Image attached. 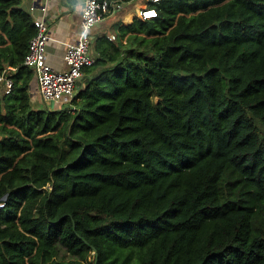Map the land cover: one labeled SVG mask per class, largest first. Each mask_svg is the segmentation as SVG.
Returning <instances> with one entry per match:
<instances>
[{"label":"trees","instance_id":"16d2710c","mask_svg":"<svg viewBox=\"0 0 264 264\" xmlns=\"http://www.w3.org/2000/svg\"><path fill=\"white\" fill-rule=\"evenodd\" d=\"M24 1L0 0V264H264V0H149L40 110Z\"/></svg>","mask_w":264,"mask_h":264},{"label":"built area","instance_id":"2783aa9c","mask_svg":"<svg viewBox=\"0 0 264 264\" xmlns=\"http://www.w3.org/2000/svg\"><path fill=\"white\" fill-rule=\"evenodd\" d=\"M30 9L32 11L41 9L44 12L42 16L34 20L37 32L30 40L24 59L25 64L35 71L37 77L38 85L32 92L47 102L71 105L77 92L85 85V68L93 65L96 60L97 55L93 53L92 47V30L106 20L109 13L116 11L115 3L109 0H83L79 38L75 42L67 43L64 55L67 67L64 69L54 68L47 61V46L52 39L45 17L47 4L43 0H33ZM139 13L144 18H152L158 14L157 10L151 6L140 9ZM110 37L115 38V35ZM10 69L14 68L10 67ZM8 70L7 68L0 74V94L2 95L10 94L13 90L14 81ZM4 204L0 202V207Z\"/></svg>","mask_w":264,"mask_h":264},{"label":"crops","instance_id":"0c3cea01","mask_svg":"<svg viewBox=\"0 0 264 264\" xmlns=\"http://www.w3.org/2000/svg\"><path fill=\"white\" fill-rule=\"evenodd\" d=\"M47 4L46 10V22L49 25V29L52 34V39L49 40L47 46V61L58 69H64L67 67L64 55L67 49V43L75 42L79 38L81 30V11L83 7V0H43ZM115 3L116 11H113L108 18L114 17V15L134 14L140 11V9L148 7V0H111ZM33 0H25L23 7H31ZM33 15L36 17L42 16L44 13L41 9H36ZM107 18V19H108ZM107 19L101 24L97 25L92 30L93 37V50L97 55L95 49V42L98 36L108 33ZM37 77L33 79L31 87H37ZM31 96L33 92L31 91ZM37 96V95H36ZM40 97V96H39ZM45 101V100H44ZM49 109H58L55 102H47ZM61 107L67 106V103H61ZM43 107V106H42Z\"/></svg>","mask_w":264,"mask_h":264},{"label":"rangeland","instance_id":"374dc122","mask_svg":"<svg viewBox=\"0 0 264 264\" xmlns=\"http://www.w3.org/2000/svg\"><path fill=\"white\" fill-rule=\"evenodd\" d=\"M109 15H110V13L107 15V18H108ZM130 15L131 14L125 15L126 19H130V17H131ZM126 19L122 18V15H119V16L118 15H114V17H112V18H108L107 19V23H108L107 24V26H108V31L107 32H108V34L114 35V33H115V25L118 22L126 20ZM156 99L155 100L158 101L159 98L157 97ZM30 101H31V105L35 109L40 110V109H47L48 108V105H47L48 103H46L38 95L37 96L36 95L35 96H31V100ZM56 106L58 107V109L61 108V104L60 103H56ZM58 257L59 258H70V254L68 253L66 247L63 244H60V243H59V246H58Z\"/></svg>","mask_w":264,"mask_h":264},{"label":"clouds","instance_id":"9594fccd","mask_svg":"<svg viewBox=\"0 0 264 264\" xmlns=\"http://www.w3.org/2000/svg\"><path fill=\"white\" fill-rule=\"evenodd\" d=\"M12 68H14V67H12ZM8 69L10 70V66L8 67ZM11 70H15V68L14 69H11ZM13 86H14V84H13ZM32 90H33V88L30 89V93H31ZM0 95H2V94H0ZM4 95H6V94H4Z\"/></svg>","mask_w":264,"mask_h":264}]
</instances>
